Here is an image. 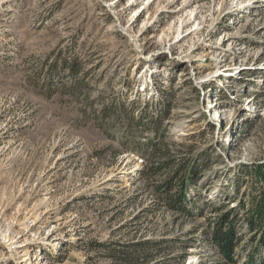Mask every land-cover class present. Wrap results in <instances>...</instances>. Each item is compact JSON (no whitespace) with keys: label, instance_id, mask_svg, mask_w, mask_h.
<instances>
[{"label":"rangeland","instance_id":"rangeland-1","mask_svg":"<svg viewBox=\"0 0 264 264\" xmlns=\"http://www.w3.org/2000/svg\"><path fill=\"white\" fill-rule=\"evenodd\" d=\"M169 1L138 17L132 0H0V238L21 252L0 245V264L264 258L246 221L264 199V0H174L165 18ZM149 156L171 166L149 174ZM180 162L189 212L155 190Z\"/></svg>","mask_w":264,"mask_h":264},{"label":"trees","instance_id":"trees-1","mask_svg":"<svg viewBox=\"0 0 264 264\" xmlns=\"http://www.w3.org/2000/svg\"><path fill=\"white\" fill-rule=\"evenodd\" d=\"M154 144H152V148H154ZM163 146L165 147L164 153H162V158L166 157L167 152H169L168 144L166 142H163ZM166 152V153H165ZM149 160V161H148ZM147 165L146 168L149 172V174H152L153 172H156V170H159L164 167H169V159H165V161H161L159 163H156L154 159H150V156L146 158ZM149 162V163H148ZM185 163L180 162L176 166L175 169L172 170V172L166 175L164 181L156 186L157 192H161L163 194V197L165 199V202L169 208L175 211L179 212H189V198L187 195V186H186V179L191 178V166L186 167ZM189 173L184 174V170H187ZM180 173H183V178L181 179V182L179 185H176L175 180L178 179V176ZM243 208H246L243 204ZM247 214H249L246 217L247 224L250 226V229L255 227H258L261 223L264 225V199H262L258 203H252L250 207L246 208ZM215 242L219 245V247L228 255L232 256V253L234 251L235 245H236V235L232 231V228L228 230L220 229L219 227L216 228V230L212 232ZM260 244L264 246V228L262 232V236L260 239ZM125 260L127 262L133 261L134 257L132 254L125 255ZM245 264H264V258L259 255L257 257L256 254L251 253L249 257L247 258V261Z\"/></svg>","mask_w":264,"mask_h":264},{"label":"bare ground","instance_id":"bare-ground-1","mask_svg":"<svg viewBox=\"0 0 264 264\" xmlns=\"http://www.w3.org/2000/svg\"><path fill=\"white\" fill-rule=\"evenodd\" d=\"M116 1V0H115ZM157 0H132V5H134L135 2H142L143 4L141 6H139L135 12L138 11L139 15L138 17L141 16V14L146 10V8L148 7H151V5ZM169 1V0H168ZM260 0H247L245 2H240L239 3V6H237V8H242V7H247V5L249 4H254V6H257V3H259ZM175 1L172 0V1H169L168 4L164 5L161 7V10L164 14V17H170V13L174 11V8H173V5H174ZM139 12V10H141ZM184 9V7L181 8V10ZM137 17V19H138ZM189 23H191V18H184V20L182 21V25H188ZM185 27V26H184ZM196 28H193L192 26L188 29H186V32L183 34L182 32H178L177 35L174 37L175 39V42L176 41H180L181 39H183V37L187 36V35H190L194 32ZM216 45V49H218L220 47L219 44H215ZM233 46V44L231 45ZM233 48H235L233 46ZM241 48H244V46H242ZM189 61H193L192 58H187ZM219 64V63H218ZM230 67L228 66L227 70L229 69ZM223 119L222 115L219 116V119ZM179 131V130H178ZM186 133V132H184ZM13 244H15V241H14V236H12V234H4L2 238H0V245H5L6 247H9V251H11V254L9 255L10 257L16 259V261H18V258L19 257H15V255H18L21 253L17 250V248H15V245L13 246ZM13 247V248H12ZM23 253V252H22Z\"/></svg>","mask_w":264,"mask_h":264}]
</instances>
